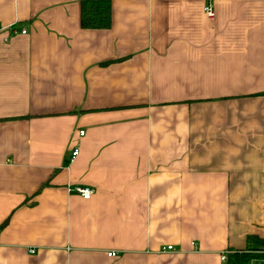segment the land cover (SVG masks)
Instances as JSON below:
<instances>
[{
    "label": "crops",
    "instance_id": "0c3cea01",
    "mask_svg": "<svg viewBox=\"0 0 264 264\" xmlns=\"http://www.w3.org/2000/svg\"><path fill=\"white\" fill-rule=\"evenodd\" d=\"M80 1L0 0V264H225L264 238V0Z\"/></svg>",
    "mask_w": 264,
    "mask_h": 264
},
{
    "label": "trees",
    "instance_id": "16d2710c",
    "mask_svg": "<svg viewBox=\"0 0 264 264\" xmlns=\"http://www.w3.org/2000/svg\"><path fill=\"white\" fill-rule=\"evenodd\" d=\"M111 25V3L109 0H81L80 26L84 29H108ZM264 95V93H259ZM258 94V95H259ZM264 263V238L248 235L245 250L228 251L225 264Z\"/></svg>",
    "mask_w": 264,
    "mask_h": 264
},
{
    "label": "built area",
    "instance_id": "2783aa9c",
    "mask_svg": "<svg viewBox=\"0 0 264 264\" xmlns=\"http://www.w3.org/2000/svg\"><path fill=\"white\" fill-rule=\"evenodd\" d=\"M203 12L207 16L208 19H212L215 15L214 8L209 2L203 6ZM24 32L25 31H22V33H24ZM82 133L83 132L81 131L80 134H82ZM76 154H77V151L76 150L73 151L72 157L75 156ZM71 190L74 193L78 194L84 200H88L93 194V190L87 186H75ZM171 248H172L171 246H167V247H165V250H171ZM162 250H164V248H162ZM29 252H33V250H30ZM108 256H115V253L110 252V253H108ZM225 258H226V253H222L220 255V259L222 261H225Z\"/></svg>",
    "mask_w": 264,
    "mask_h": 264
}]
</instances>
